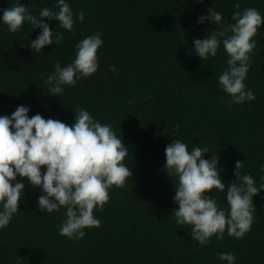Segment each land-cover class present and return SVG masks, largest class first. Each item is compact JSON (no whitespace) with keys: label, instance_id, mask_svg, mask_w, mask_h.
Masks as SVG:
<instances>
[{"label":"trees","instance_id":"16d2710c","mask_svg":"<svg viewBox=\"0 0 264 264\" xmlns=\"http://www.w3.org/2000/svg\"><path fill=\"white\" fill-rule=\"evenodd\" d=\"M33 14L54 0H20ZM14 0H0V9ZM74 31L56 20L49 27L63 34L61 42L32 52L31 31L25 21L10 33L0 23V114H10L18 104L29 106V116L40 112L71 124L73 112L86 108L94 119L110 123L128 147L124 162L131 175L122 186L108 189L109 199L93 214L98 227H86L85 236L69 239L59 234L64 207L42 212L36 207L39 188L27 183L24 198L9 224L0 228V264H226L217 252L232 251L234 264H264V189L253 197V222L240 238L225 232L206 244L192 239L187 228L177 225L174 177L164 169V147L176 137L188 147H208L219 157L224 182L235 180L234 161L241 173L260 183L264 162V20L254 35L256 46L244 83L255 98L243 103H224L228 94L217 86L225 67L226 52L220 46L214 57L199 58L192 37L203 38L218 25L197 16L209 7L230 22L234 0H68ZM240 7H255L264 16V0H239ZM84 10V20L75 19ZM56 25V26H55ZM99 31L96 71L65 86L51 96L44 77L53 61L69 63L74 44ZM115 65V74L109 69ZM132 98V103H127ZM73 110V112H72ZM178 129H173L174 124ZM175 134V135H174ZM210 153H203L205 158ZM44 166H41L43 171ZM17 179H23L17 176ZM217 203L227 208L223 193L213 189ZM211 195V192H209ZM20 257V258H18Z\"/></svg>","mask_w":264,"mask_h":264},{"label":"clouds","instance_id":"9594fccd","mask_svg":"<svg viewBox=\"0 0 264 264\" xmlns=\"http://www.w3.org/2000/svg\"><path fill=\"white\" fill-rule=\"evenodd\" d=\"M31 5L20 0L0 9V23L10 33L19 31L23 22L31 31L39 28L35 38L28 40L32 52H41L42 46L61 42L63 34L49 27L48 20H56L61 28L74 31L73 12L68 0H54V6L41 7L33 14ZM230 22L222 13L209 7L206 14L197 16V23L207 19L218 25L203 38L192 37L194 53L202 60L214 57L220 46L226 52L225 67L217 76V86L228 94L224 103H243L255 98L253 90L244 83L250 66V54L256 46L253 38L260 29L264 16L255 7L241 8L234 0ZM75 19L84 20V10L76 12ZM55 25V26H56ZM103 41L99 31L85 35L74 44V58L66 64L53 61V70L44 77L51 96L62 94L81 77L93 74L98 67L97 49ZM115 74V65H109ZM127 103H132L129 98ZM73 112V110H72ZM29 106L16 105L10 114H0V228L6 227L18 211V201L24 198L25 184L39 188L36 207L52 212L64 207V218L58 232L69 239L85 236L86 227H98L100 218L93 209H101L109 199L111 186H122L131 169L124 162L128 147L110 123L94 119L86 108L78 107L71 124L40 112L29 116ZM180 125L174 124L173 129ZM175 135V134H174ZM207 145L188 147L176 137L164 147L167 174L174 181L176 207L171 210L177 225L187 228L192 239L206 244L215 235L221 239L225 232L242 237L253 222L254 195L264 189V171L260 183L254 182L248 172L241 173V161H234L235 180L224 182L218 155L210 153ZM44 166L43 171L41 166ZM264 170V162L260 163ZM17 176L23 179H17ZM213 189L221 191L227 208L217 203ZM211 192V195H209ZM220 260L234 264L232 251L217 252ZM20 258V257H18Z\"/></svg>","mask_w":264,"mask_h":264}]
</instances>
